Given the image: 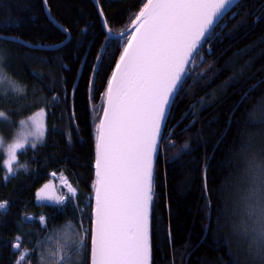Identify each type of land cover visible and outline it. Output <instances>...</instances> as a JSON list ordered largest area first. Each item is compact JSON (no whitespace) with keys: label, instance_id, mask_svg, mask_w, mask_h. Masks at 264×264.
<instances>
[{"label":"trees","instance_id":"obj_1","mask_svg":"<svg viewBox=\"0 0 264 264\" xmlns=\"http://www.w3.org/2000/svg\"><path fill=\"white\" fill-rule=\"evenodd\" d=\"M144 2L47 0V14L44 0H0V36L23 42L0 40L5 72L23 87L17 95L2 86L0 111L15 127L41 108L47 114L44 144L17 155L27 171L16 172L14 164V174H9L0 155V202H7L0 209V264H16L25 250L31 256L22 264H39L50 231L72 226L80 231V224L91 229L96 124L123 45L118 39L106 44L99 10L118 36L133 26ZM232 11L238 14L216 30L196 57L193 78L168 124L171 136L160 143L151 204V264H264L237 230L245 219L242 197L251 186L249 162L264 159V0H239ZM102 45L103 62L93 77ZM233 76L236 82L225 86ZM245 93L247 99L240 103ZM201 98L212 100L203 110L197 103ZM190 105H196L198 118L189 113L177 124ZM193 119L197 122L189 127ZM185 143L190 150L182 151ZM57 172L77 191L75 204L61 208L39 202V189ZM17 242L20 248L14 249ZM84 261L90 264V242Z\"/></svg>","mask_w":264,"mask_h":264},{"label":"snow or ice","instance_id":"obj_2","mask_svg":"<svg viewBox=\"0 0 264 264\" xmlns=\"http://www.w3.org/2000/svg\"><path fill=\"white\" fill-rule=\"evenodd\" d=\"M44 2L47 4V0ZM238 4L239 0H145L133 21L134 24L139 21L135 29L117 34L123 41L122 51L108 80V106L96 124L92 227L83 230L81 226V231H76L75 226L50 231L44 241L47 249H41L39 264H85L89 242L90 264H150L149 214L154 197V161L159 156L160 143L166 135L171 136L167 132L168 124L174 118L173 109L187 81L193 78L196 57L212 41L216 30L225 27L238 14L232 11ZM99 14L107 44L112 31L103 9ZM0 27H4V22L0 21ZM57 27L70 36L67 29ZM0 40L23 43L16 37L0 36ZM105 51L106 46L102 45L92 70L93 77ZM5 60L6 54L0 49V90L7 84L9 93L22 95L23 87L5 72ZM234 82L236 78L230 77L225 86ZM211 95L215 99L214 93ZM247 96L245 93L240 103ZM197 103L203 110L212 100L201 98ZM195 108L196 105H190L177 124L189 113L198 118ZM0 118L8 119L3 111ZM196 122L193 119L189 127ZM19 125L12 143H5L0 137V152L7 156L4 166L9 174H14V164L16 172L27 171V164L17 160L18 153L26 154V146L35 149L38 143L44 144L46 109H39L27 120L19 121ZM68 142L71 143L70 135ZM184 150H190L188 143L183 145ZM249 168L251 186L242 197L245 219L237 230L248 241L249 250L264 260V159L257 162L253 158ZM71 191L67 200L53 203L62 208L74 198L75 190ZM37 196L40 198L39 192ZM6 207L7 202H0V209ZM39 221L45 224L46 218L41 216ZM13 248L19 249L20 244L15 243ZM30 256L26 250L21 252L16 264H22Z\"/></svg>","mask_w":264,"mask_h":264},{"label":"rangeland","instance_id":"obj_3","mask_svg":"<svg viewBox=\"0 0 264 264\" xmlns=\"http://www.w3.org/2000/svg\"><path fill=\"white\" fill-rule=\"evenodd\" d=\"M15 124L16 127L14 126V123L10 122L8 119L4 120L3 118H0V137L3 138L5 143H12L16 138V134L19 131L20 125L19 123H15ZM39 145L40 144L38 143L37 146ZM26 147H28V149L31 148L30 145ZM0 155L3 156L4 161L7 159V156L5 155L4 152H0ZM53 174L54 175L51 176V180L45 184L47 185V187L45 188V185H43L38 191L40 193L39 202L45 206H50V207L52 206L54 207L56 205L55 203H53L54 201L67 200L68 197L72 195L71 190H75L71 185V183L67 180L63 172H57ZM41 189H43V191H41ZM77 196L78 194L77 191L75 190L74 198L70 202L65 203L64 205L69 206L72 205V203L75 204L74 202L76 201ZM44 198H50V199H44ZM79 214L80 216L82 215L81 210ZM81 226L82 225L80 224L79 226L80 231H81ZM85 228L86 227L83 225L82 229L85 230Z\"/></svg>","mask_w":264,"mask_h":264},{"label":"water","instance_id":"obj_4","mask_svg":"<svg viewBox=\"0 0 264 264\" xmlns=\"http://www.w3.org/2000/svg\"><path fill=\"white\" fill-rule=\"evenodd\" d=\"M45 10H46V12L48 14V9H47V5L46 4H45ZM102 22H103V19H102ZM137 24H139V21H136V23L133 24V26L128 31L129 32H132L135 29V27H136ZM109 39H112V40H117L118 39V40H120L119 37L118 36H115V35L109 36ZM68 40H69V37H68ZM107 106H108V100H107V96H106L105 97V102H104V110L107 108ZM104 110H103V113H102V117H103V114H104ZM102 117H101V119H102ZM154 166H155V161H154ZM94 173H95V168H94ZM205 175H206V173H205ZM94 206H95V200L93 198V208H94ZM149 217L151 218V208H150ZM149 223H150V219H149ZM150 249H151V247H150ZM150 264H151V251H150Z\"/></svg>","mask_w":264,"mask_h":264},{"label":"bare ground","instance_id":"obj_5","mask_svg":"<svg viewBox=\"0 0 264 264\" xmlns=\"http://www.w3.org/2000/svg\"><path fill=\"white\" fill-rule=\"evenodd\" d=\"M210 162V161H209ZM209 166V165H208ZM82 217V216H81ZM83 218V217H82ZM79 220V219H78Z\"/></svg>","mask_w":264,"mask_h":264}]
</instances>
